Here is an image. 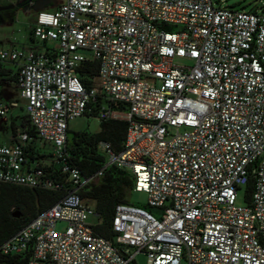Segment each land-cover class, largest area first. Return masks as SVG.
<instances>
[{
  "label": "built area",
  "instance_id": "1",
  "mask_svg": "<svg viewBox=\"0 0 264 264\" xmlns=\"http://www.w3.org/2000/svg\"><path fill=\"white\" fill-rule=\"evenodd\" d=\"M50 10L31 28L44 48L0 49L18 97L0 100V118L22 102L52 157L30 161L28 134L16 130L0 144V185L62 196L0 254L30 251L27 264H130L137 254L146 264H264L263 11L211 0H64ZM93 66L100 92L79 77ZM94 109L127 130L121 152L99 144L105 164L84 177L69 161L68 123ZM108 167L128 172L154 211L117 205L113 240L94 232L100 215L80 195Z\"/></svg>",
  "mask_w": 264,
  "mask_h": 264
},
{
  "label": "trees",
  "instance_id": "2",
  "mask_svg": "<svg viewBox=\"0 0 264 264\" xmlns=\"http://www.w3.org/2000/svg\"><path fill=\"white\" fill-rule=\"evenodd\" d=\"M261 10L264 12V8ZM9 21H12V19ZM29 39L31 43L34 42L31 38V33ZM40 47L44 48L45 44H42ZM4 76V71L1 70L0 78ZM96 76V66L87 67L79 72V77L88 88L92 85L94 86ZM7 77V79L0 81V100L5 96L4 87L6 83H15L16 80L14 71ZM89 117H97V111L95 109L92 110ZM99 127L100 131L98 133H76L69 138V161L81 171L84 177L95 174L105 164V155L99 150L100 143H108L115 153H119L123 149L127 130L125 122L113 120L99 121ZM11 128L12 135H14L17 129L13 126V123L11 124ZM21 130L27 132L30 139L25 147V152L30 161L51 159V154L46 156L36 149L35 142L38 139L34 130L27 122L25 115L21 118ZM132 189L133 181L128 172L115 167H108L96 182L80 192L82 199L90 201L96 212L100 215L101 222L94 227V232L98 236L109 240L114 239L112 218L115 207L119 204H130L128 196L132 192ZM246 190L250 194L252 191V181L249 182ZM61 196L62 192L29 190L11 185H0V245L28 224L40 212L55 204ZM141 207L152 212V209L146 205ZM14 212L19 213L18 218L13 217ZM29 259L30 251L20 255L5 256L0 254V264H27Z\"/></svg>",
  "mask_w": 264,
  "mask_h": 264
},
{
  "label": "rangeland",
  "instance_id": "3",
  "mask_svg": "<svg viewBox=\"0 0 264 264\" xmlns=\"http://www.w3.org/2000/svg\"><path fill=\"white\" fill-rule=\"evenodd\" d=\"M23 0H13L10 3H21ZM63 2L64 0H60ZM216 6L222 7L227 6L233 10H244L253 11L258 9L261 11L264 8V0H211ZM4 0H0V4H5ZM45 11H51L46 9ZM264 13V12H263ZM37 18V12L28 11L25 12L23 9H18L12 18V21H7L4 24H0V49H10L17 47L20 49H33L32 43L30 42V29L34 25ZM37 49H41L38 43L33 42ZM55 46V44H52ZM39 47V48H38ZM9 67H13L8 65ZM94 89L100 92V82L98 79L94 80ZM6 97H11L12 100H17V93L14 83H6L5 87ZM7 102V100L5 101ZM24 115L22 105L18 108L10 109L8 114L4 118H0V143L10 145V138L12 137L11 124L17 130H21V118ZM69 134L73 135L76 133H98L100 131L99 120L97 117L82 116L76 118L68 123ZM36 149L48 156L52 153V147L49 144H42L39 140L35 142ZM128 201L132 205L143 206L147 203V196L142 192H130ZM236 204L239 206L245 205L244 189L241 188L237 192ZM154 213V211H152ZM93 221V220H90ZM64 224L59 223L57 230H63ZM133 252V250H130ZM130 264H146V257L143 254H137L134 256V262Z\"/></svg>",
  "mask_w": 264,
  "mask_h": 264
},
{
  "label": "flooded vegetation",
  "instance_id": "4",
  "mask_svg": "<svg viewBox=\"0 0 264 264\" xmlns=\"http://www.w3.org/2000/svg\"><path fill=\"white\" fill-rule=\"evenodd\" d=\"M60 0H23L21 3H5L0 4V21H9L13 18L14 13L18 9L32 11V8L39 5H45V9H52L55 5L59 6ZM6 8V9H3Z\"/></svg>",
  "mask_w": 264,
  "mask_h": 264
},
{
  "label": "crops",
  "instance_id": "5",
  "mask_svg": "<svg viewBox=\"0 0 264 264\" xmlns=\"http://www.w3.org/2000/svg\"><path fill=\"white\" fill-rule=\"evenodd\" d=\"M24 11H25V12H28V10H24ZM30 33H31V29H30ZM32 46H33V49H37V48H36L37 46H36L34 43H32ZM39 47H40V46H39ZM39 47H38V48H39ZM13 48H17V47H13ZM10 66H12V65H10ZM3 71H4V75H5V76H4L2 79L5 80V79L8 78L7 76H8L12 71H15V68H14V66H13V67H9L8 65H5ZM14 84H15V83H14ZM5 94H6V93H5ZM2 100H3V101H6V100H7V101H11L12 99H11V97H6V95H5V96L2 98ZM19 105H22V102L19 101ZM9 142H10V140H9ZM0 144H1V143H0Z\"/></svg>",
  "mask_w": 264,
  "mask_h": 264
},
{
  "label": "water",
  "instance_id": "6",
  "mask_svg": "<svg viewBox=\"0 0 264 264\" xmlns=\"http://www.w3.org/2000/svg\"><path fill=\"white\" fill-rule=\"evenodd\" d=\"M56 7H57V5L54 6V8H56ZM3 9H6V8H3ZM44 9H45V5H39V6L33 7L32 11L33 12H39V11L44 10ZM4 23H5L4 20L0 21V24H4ZM13 217L14 218H18L19 217V213L18 212H14Z\"/></svg>",
  "mask_w": 264,
  "mask_h": 264
}]
</instances>
